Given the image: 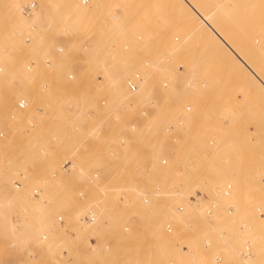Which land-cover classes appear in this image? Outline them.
Here are the masks:
<instances>
[{"label": "rangeland", "instance_id": "rangeland-1", "mask_svg": "<svg viewBox=\"0 0 264 264\" xmlns=\"http://www.w3.org/2000/svg\"><path fill=\"white\" fill-rule=\"evenodd\" d=\"M30 1L0 0V95L8 93L0 108L15 109L6 121L19 127L12 139L0 138V264H64L60 247L53 257L23 256L31 240L41 243L42 234L49 244L67 237L57 225L61 215L76 236L64 244L76 264L90 255L91 236L101 237L104 245L113 242V257L130 255L135 264H216V252H224L221 264H264V91L251 82V74L212 45L210 35L199 30L195 36L194 18L177 0H36L39 11L26 17L22 7ZM209 1L226 9L232 37L247 49L251 64L256 62L251 52L264 64V0ZM120 68L127 89L129 77L143 74L148 93L142 100L140 92H126L114 103L105 85L108 70ZM7 78L21 79L17 91ZM75 91L81 98L69 100ZM22 99L28 104L20 110ZM102 100H107L104 109ZM75 101L96 108L107 131H92L95 119L88 120L83 111L71 114ZM40 107L45 110L39 112ZM187 107L190 113H184ZM144 110L147 118L141 116ZM136 121V135L122 146L120 139L129 138ZM30 122L34 127L26 132ZM77 123L80 131L74 129ZM73 152L79 172H61ZM163 158L170 159L168 168L161 165ZM95 170L102 175L99 187L88 180ZM21 173L26 180L16 190L13 183ZM227 178L235 183L238 215L224 226L229 235L222 242L220 225L203 211L212 203H228L217 190ZM160 181L164 190L154 204L143 206V195L156 194ZM197 189L207 192L206 202L188 206V214L179 216L178 206ZM84 191L86 201L77 197ZM85 210L97 215L90 228L80 222ZM130 219L137 222L136 230L121 236L118 229ZM239 219L248 220L252 230L246 235L254 241L255 257L244 263L235 257ZM184 220L193 226L186 228ZM169 221L176 232L167 240L163 226ZM205 238L213 240L209 250L203 249ZM156 244L162 247L154 254ZM91 256L99 264H120L99 250Z\"/></svg>", "mask_w": 264, "mask_h": 264}, {"label": "bare ground", "instance_id": "bare-ground-1", "mask_svg": "<svg viewBox=\"0 0 264 264\" xmlns=\"http://www.w3.org/2000/svg\"><path fill=\"white\" fill-rule=\"evenodd\" d=\"M179 1V3L181 4V9H184L188 12V14L190 15V17L194 18L192 19L193 20V23H194V32H195V36L198 35L200 32H202V34H208L210 35V38H211V44L212 45H216L217 47L221 48L224 50V52L226 53V55L228 57H231L232 60L235 61V64L238 63L240 64V68H242V71L244 69H246L250 74H251V78L254 81L256 84H257V87L262 89L264 91V64L259 60L260 56L257 55V54H253V52H251V56H252V59H255L256 62H255V65L254 64H251L250 60H249V57L247 55V49L243 46V45H240L239 42L235 41L232 37V35L234 34L233 32L235 31H232L230 30V25H231V21L229 20L228 17H225L223 12L226 11L225 8L221 7L220 4L218 5H214V4H211L209 3L210 1L209 0H177ZM89 2V0H83V4H87ZM175 2V1H174ZM216 2V1H215ZM31 3H36L37 5V8L34 10V12L31 14V15H25L24 12H23V9L26 5L28 4H31ZM179 3H177L179 5ZM130 8V7H129ZM182 10V11H184ZM39 11V4L36 0H32L30 1L29 3L25 4L23 7H22V12H23V15L26 16V17H31L33 16L35 13H37ZM185 11V12H186ZM183 12L184 14H187ZM182 14V13H181ZM183 14V15H184ZM180 15V14H179ZM129 16V15H128ZM127 16V18H128ZM191 20V18H190ZM126 21V20H125ZM188 22H191V21H188ZM234 22V21H233ZM192 23V24H193ZM235 23V22H234ZM191 23H189L190 25ZM232 26V25H231ZM124 29V28H123ZM171 29V28H170ZM200 30V32H199ZM160 31V30H159ZM154 32V31H153ZM193 32V33H194ZM245 33V32H244ZM117 34V32H116ZM171 34V33H170ZM241 34V33H240ZM194 35V34H193ZM237 35V34H236ZM157 37V36H156ZM193 39V38H192ZM254 39V38H253ZM245 40V39H244ZM247 40V39H246ZM245 40V41H246ZM27 41L29 42V39H27ZM162 41V40H161ZM196 41V40H195ZM200 41V40H199ZM239 41V40H238ZM253 41V40H252ZM241 42V40H240ZM246 43V42H245ZM259 43V42H258ZM186 44V42H185ZM210 44V43H208ZM242 44H243V41H242ZM247 45V44H246ZM257 45V44H256ZM250 46V45H249ZM252 46V45H251ZM259 45H257L258 47ZM260 47V46H259ZM196 48V47H195ZM206 48V47H205ZM254 49V48H253ZM255 50V49H254ZM59 51H62L61 49H59ZM206 51V50H205ZM251 51V49H250ZM227 58V57H226ZM47 63H50V60H47ZM114 63V62H113ZM129 64V63H128ZM134 64V63H133ZM121 65V64H120ZM126 66V64H125ZM145 67H149V62H146L145 63ZM244 68V69H243ZM121 69V68H120ZM132 69V68H131ZM2 71V69H0V72ZM109 77L107 78V85H105L106 87V90H108L111 94H112V97L114 98V103L118 104V102L121 101V99H124V95L126 92H129L131 95H136L138 92H140L138 95H137V98L139 100H142L143 97H145L148 93V85L146 86V81H145V78L143 77V74L141 73H137V74H134L133 76L129 77L128 78V89L126 88V85L123 84V82H121V80H125L124 76H123V71L121 69V71H118L117 69H109ZM69 79L70 80H73L74 79V75L71 74L69 75ZM147 80V79H146ZM145 81V82H144ZM167 82H165L163 84V87L166 88L168 86V84H166ZM179 84V83H178ZM182 83H180L181 85ZM185 85V84H184ZM135 89H134V88ZM186 87V86H185ZM255 87V85H254ZM178 88V87H177ZM167 89V88H166ZM252 93V92H251ZM24 103V104H23ZM27 100L26 99H22L19 101L18 103V109L20 110H23L27 107ZM102 106L106 107L107 106V100H102L101 103H100ZM154 104V101H150L149 102V106H152ZM23 105V106H22ZM208 107V106H207ZM191 111V108L190 107H187L186 108V112L184 113H190ZM141 116L143 118H147L148 116V111L144 110L142 113H141ZM185 122H186V119L184 116H181L179 117V120H178V123H179V126L184 129L185 128ZM138 124H140L138 121H136L135 123H133V125H131L130 129H129V138L128 136L127 137H124V138H121L120 139V144L122 146H126L127 144V140H130V137L131 138H134V136L136 135L135 132L138 128ZM30 127H32V123L29 124ZM175 142L178 141V138H175L174 139ZM163 160H166L167 163L166 164H163ZM66 163H71V166H72V169L70 170H64V165ZM161 165L165 168H168L170 166V159L168 158H163L161 160ZM79 169H80V166L77 162V160L73 159V158H68L67 160H65V162L62 164L61 168H60V171L61 172H64L66 174H72V173H77L79 172ZM97 171V170H95ZM91 172L88 174V180L91 184H96L91 176L93 175V173L95 172ZM99 172V171H97ZM59 172H56V174H58ZM100 173V172H99ZM54 177H56V175H54ZM19 178L20 180H16L14 181V188L16 190H20L22 188V185H23V181L26 180V176L21 173L19 175ZM101 178H102V175H101ZM228 179V178H227ZM226 181V182H225ZM224 181V186L222 188V192H221V195L223 198H225V200H227V204H225V206H222V205H219L218 203H212V204H209L208 206L205 207L204 211H203V215L204 217L212 220V222L217 225H220V228H219V231H218V237L220 239V241L222 242H226L227 238H228V235L227 234V231L225 232V228L224 226H227L228 223L232 222L233 220L237 219V209L238 207L236 206L234 202V199H233V195H234V192H235V183L231 180V179H228V180H225ZM16 183H19L20 186L17 187L16 186ZM231 185V190H232V194L230 197H227L226 195H224V189L227 190L228 186ZM158 186H160V190L158 189ZM233 188V189H232ZM155 193L157 194H153V193H145L143 195V198H142V205L143 206H146V207H150V205L154 204V201H155V198L156 196H158V194H160L163 190H164V182L160 181L158 182L157 184H155ZM231 190H230V193H231ZM199 192H204L206 195H207V192L203 189H197L194 191V193H192L190 195V197L188 198L187 200V203L186 204H181L178 206L177 208V212H178V215L179 216H186L188 214V206L190 207H194L195 206H199L200 204H203L206 202L207 198H202V197H199L198 196V193ZM82 193V192H80ZM35 195V194H34ZM36 196V195H35ZM38 196V195H37ZM229 196V195H228ZM78 197V195H77ZM88 196L86 197V200H87ZM144 198H147L149 199V204H145L144 203ZM78 199H80L78 197ZM82 200V199H80ZM86 200H82V201H86ZM0 202H1V199H0ZM230 205H233L235 207V213L233 212V214H230L229 213V206ZM184 207V210L181 211L180 210V207ZM214 206H216V208H213ZM125 206H122V205H118V209H122L124 208ZM209 210H212L213 214L212 215H209ZM88 210H85V211H82L81 212V224L83 226H85L86 228H90L92 227L94 224L92 225H87L84 223L83 221V217L84 215L86 214ZM223 211V218H221V214ZM257 213H262V209L261 208H258L257 209ZM62 216V215H61ZM64 217V216H63ZM212 217V218H210ZM65 220H66V225H60L58 223V218H57V225L63 229L66 233H69L70 231V227L68 225V221H67V216L64 217ZM237 222L239 223V227H238V230H239V236H240V239L241 241L239 242V249L238 251L235 253V257L237 258L238 262L240 263H244V262H247L249 260H252L254 257H255V253H254V241L252 238H250L249 236H247V232L252 230V227L250 225V223L248 222L247 219H239V221L237 220ZM236 222V223H237ZM105 225H107L108 223L107 222H103ZM137 222H135V220H129L127 223H124L122 228L118 229V232L121 234V236H124V237H129L131 236V234L136 230V227L138 226L136 224ZM184 223V226L187 228V227H192L193 226V222H190V221H187V220H184L183 221ZM136 224V225H135ZM168 225H171L174 229V232H176V227H175V223L173 222H166L163 226L164 230H165V235H164V238L167 239V240H170L171 238L174 237V233L172 234H169L167 233L166 231V226ZM224 232V233H223ZM223 233V234H222ZM45 237L46 240H43ZM91 238H94L95 239V243H91L90 242V239ZM206 239H210L211 238H205L204 241H203V246L205 244V240ZM41 243L40 245H44V244H47L49 242L48 240V236L46 234H42L41 236ZM89 244L91 247L94 248V246H96V244L98 243L97 242V237L95 236H91L89 239ZM246 242H249L250 245H251V251H252V256L247 259L246 261H243L241 260L240 256H239V252L241 250H243L244 248V244ZM109 244H112L114 245L113 242H109L107 244H103V242L100 244V252H102L104 255H105V258L108 259V260H116V262H120V264H135V262L132 260V257L130 255H126L124 257H122V255H117L115 257H113L114 255V251H115V248L114 246L110 249V251H106V247L109 246ZM213 244V240H211V245ZM211 247V246H210ZM209 247V248H210ZM189 248V247H188ZM208 248V250H209ZM64 250H67V249H63L61 251V256L63 258H65L63 256V251ZM183 251V249H181ZM205 250V249H204ZM189 253H192L191 250L189 249L188 250ZM187 252V253H188ZM24 253L29 256V257H33V253L31 250L29 249H26L24 251ZM217 253V252H216ZM216 253L214 254L213 256V260L215 261L216 257ZM224 256V252H221ZM166 256V255H165ZM123 258V259H122ZM67 260V258H65ZM168 259V258H166ZM167 262V261H166ZM165 262V263H166ZM21 263V262H20ZM164 263V264H165ZM216 264H219L215 261ZM86 264H93L92 262H88ZM221 264V263H220Z\"/></svg>", "mask_w": 264, "mask_h": 264}, {"label": "crops", "instance_id": "crops-1", "mask_svg": "<svg viewBox=\"0 0 264 264\" xmlns=\"http://www.w3.org/2000/svg\"><path fill=\"white\" fill-rule=\"evenodd\" d=\"M6 81L12 83L11 87H12V90H14V92H15V90L17 91V89L20 87V83H21L20 78H17L14 80L7 78ZM45 90H47V88ZM6 96H8L7 91L6 92L1 91L0 100L5 99ZM80 98H81V96H80L79 91H75L73 94H71L69 96V100H76L77 101ZM76 101H75V104H73V106L69 107L71 114H73L75 117H77L83 111L84 116H86L88 120L95 119V122L91 124V125H93L92 131H96V132L97 131H99V132L107 131L108 127L105 125L103 118H101L99 116L100 113L98 110H96V108H85V107L82 108L80 103H76ZM100 107L102 109H104V106H102L101 104H100ZM39 110H40L39 112H42L45 110V108L40 107ZM13 114H16V111L13 108H11L7 111L0 108V138L5 137V139H12L15 132H17V130H19V127H16L17 125L12 126V124L11 125L7 124V121H6L7 118H9L11 120L12 117L14 118ZM31 123L32 122H30L29 124H31ZM29 124H27L26 132H28L32 127H34V125H32V127H30ZM21 129L24 130L23 128H20V130ZM74 129H75V131H80L82 129V125L77 123L74 125ZM22 136H24L23 132L18 137L19 142H21ZM16 143H18V141ZM68 158H73V159L77 160V155L75 152H73ZM64 214H66V213H64ZM66 234H68L66 238L64 237L62 239L56 240L55 243L52 242L51 244H49V242H48L47 244H44V245H40V244L35 245L34 242L31 240L29 243L30 246H28L27 249L32 251L33 257L27 256L24 252H23V256L27 257V258H40L43 255H46L48 257H53L55 252H56V248L60 247L61 249H60L59 253L61 254V251L63 249H67V251L70 253V255H72L74 258L73 264H76V257L74 255V252L72 251L71 248H66L64 246V244L67 242L71 243L72 239H75L76 236H75L74 232H72L71 229H70L69 233H66ZM97 242L98 243L93 248L90 246L89 241H88V251H89L90 255L89 256L87 255V259H85L82 264H86L88 262H92L93 264H99L100 261L98 262L97 260H95L91 256V254L93 255V253L98 252V250H100V244L102 243L101 237L97 236ZM21 258L25 259L23 257H21ZM21 258H19V261L21 260ZM61 258L63 259V262L65 261L64 264H69L65 258H63L62 256H61Z\"/></svg>", "mask_w": 264, "mask_h": 264}, {"label": "built area", "instance_id": "built-area-1", "mask_svg": "<svg viewBox=\"0 0 264 264\" xmlns=\"http://www.w3.org/2000/svg\"><path fill=\"white\" fill-rule=\"evenodd\" d=\"M36 8H37L36 3H31V4H28V5H26V6L24 7L23 12H24L25 15L28 16V15H31V14L34 12V10H35ZM133 88H134V87H133ZM134 89H135V88H134ZM23 104H24V103H23ZM22 106H23V105H22ZM166 163H167V161H166V160H163V164H166ZM70 169H72L71 163H66V164L64 165V170H70ZM91 178H92V180L96 183V185L99 187L100 184H101V182H100V180H101V174H100L99 172L95 171V172L93 173V175L91 176ZM98 182H99V183H98ZM16 186L19 187L20 184H19V183H16ZM231 187H232V186L229 185L228 188H227V190L224 189V195H226L227 197H230L231 194H232ZM158 189L160 190V186H158ZM232 189H233V188H232ZM217 190H218L219 193L222 192V189H221V190L217 189ZM230 190H231V193H230ZM35 195L37 196V192H35ZM228 195H229V196H228ZM87 196H88V195H87V193H86L85 191L82 192V193H79V194H78V197H79L80 199H82V200H86V197H87ZM198 196H199V197H202V198H207V195H206L204 192H203V193H202V192H199V193H198ZM144 203H145V204H149V199L144 198ZM229 207H230V208H229V213H230V214H233V212L235 213V207H234L233 205H230ZM213 208H216V206H214ZM180 210L183 211V210H184V207L181 206V207H180ZM212 214H213L212 210H209V215H212ZM233 215H234V214H233ZM210 218H212V217H210ZM96 220H97V215H96V213H94V211H92V210L87 211L86 214H85L84 217H83V221H84V223L87 224V225H92V224H94V223L96 222ZM58 223H59L60 225H66V220H65V218H64L63 216H59V217H58ZM166 231H167V233H169V234L174 233V229H173V227H172L171 225L166 226ZM223 233H224V232H223ZM223 233H222V234H223ZM43 240H46L45 237H44ZM90 242H91V243H95V239H94V238H91V239H90ZM210 246H211V240H210V239H206V240H205V244H204V246H203V249L207 250ZM112 247H113V245H112V244H109V246L106 247V251H110V249H111ZM161 247H162V246H160L159 244H156V245L154 246V248H155V250H156V251H154V254H155L157 251H159ZM181 247H182V249H183L184 252H188L189 248H188L187 245H181ZM62 253H63V256H64L65 258H67V262H68L69 264H73V262H74V258H73V256L70 255V253H69L67 250H64ZM239 256H240L241 260H243V261H246L247 259H249V258L252 256L251 245H250L249 242H246V243L244 244V248H243V250H241V251L239 252ZM215 257H216L215 261H216L217 263H219V264H220V263H223V261H224V256H223V254H222L221 252H217L216 255H215ZM154 258H155V257H154ZM165 264H177V262L174 261V260H168Z\"/></svg>", "mask_w": 264, "mask_h": 264}]
</instances>
